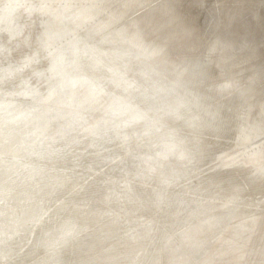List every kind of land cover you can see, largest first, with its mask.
<instances>
[{
  "label": "clouds",
  "instance_id": "obj_1",
  "mask_svg": "<svg viewBox=\"0 0 264 264\" xmlns=\"http://www.w3.org/2000/svg\"><path fill=\"white\" fill-rule=\"evenodd\" d=\"M0 264H264V0H0Z\"/></svg>",
  "mask_w": 264,
  "mask_h": 264
},
{
  "label": "rangeland",
  "instance_id": "obj_2",
  "mask_svg": "<svg viewBox=\"0 0 264 264\" xmlns=\"http://www.w3.org/2000/svg\"><path fill=\"white\" fill-rule=\"evenodd\" d=\"M202 22V21H201ZM257 38H260L259 36Z\"/></svg>",
  "mask_w": 264,
  "mask_h": 264
}]
</instances>
